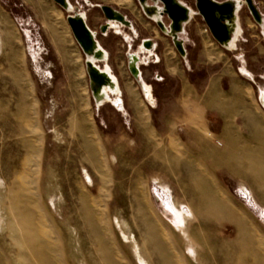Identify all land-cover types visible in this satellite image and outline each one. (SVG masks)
I'll return each mask as SVG.
<instances>
[{
    "label": "rangeland",
    "instance_id": "rangeland-1",
    "mask_svg": "<svg viewBox=\"0 0 264 264\" xmlns=\"http://www.w3.org/2000/svg\"><path fill=\"white\" fill-rule=\"evenodd\" d=\"M67 1L68 10L53 0H0L4 263L252 264L261 258L264 264V180L258 177L264 178V0H252L261 24L245 4L237 5L235 40L227 49L213 41L199 46L209 31L195 0H179L193 11L181 35L196 44L188 43V57H172L168 39L156 38L160 63L149 67L148 89L117 67L121 53L93 61L122 75L115 79L118 92L108 90L101 101L86 73L90 56L67 17L82 16L97 28L102 14L92 6H110L138 20L145 38L153 37L155 23L139 14L136 0ZM109 32L97 39L114 53L127 42L133 49L141 44L124 27ZM242 105L252 112V128ZM86 139L98 152L105 181L86 155ZM196 176L222 203L216 219L206 215L210 197ZM28 182L32 199L19 197ZM93 202L97 212L105 211L98 221ZM40 210L51 239L31 247L36 231L24 218Z\"/></svg>",
    "mask_w": 264,
    "mask_h": 264
},
{
    "label": "water",
    "instance_id": "water-1",
    "mask_svg": "<svg viewBox=\"0 0 264 264\" xmlns=\"http://www.w3.org/2000/svg\"><path fill=\"white\" fill-rule=\"evenodd\" d=\"M136 1L145 16L153 20L162 32L172 38L173 45L179 55L185 57L183 42L179 40L178 35L182 33L184 24L190 20L192 11L179 0ZM148 1H150L151 4H148ZM53 2L64 10H68L70 8L67 0H53ZM238 4H245L253 20L257 24H261V14L258 12V9L253 4L252 0H242L238 3H232L231 1L218 3L214 0H195V9L197 14L201 16L212 38L222 46L230 42L232 37L231 35L234 33L230 32L227 23L229 22L232 14H236ZM109 13L110 19L127 24L123 17L118 13L113 11H109ZM163 17L169 21L168 28L165 27L163 21L161 20ZM67 23L82 52L85 55H88L94 49V42L96 44L97 42L94 38V34L86 26L83 17L79 15L68 16ZM130 70L134 76H137L131 67ZM86 72L90 80L88 61L86 62Z\"/></svg>",
    "mask_w": 264,
    "mask_h": 264
},
{
    "label": "crops",
    "instance_id": "crops-1",
    "mask_svg": "<svg viewBox=\"0 0 264 264\" xmlns=\"http://www.w3.org/2000/svg\"><path fill=\"white\" fill-rule=\"evenodd\" d=\"M149 2L150 1H148V3ZM137 4H138V2H137ZM93 7L100 8V11H101V14H102L101 18L97 19V21H99V19L102 20L101 23L100 22L97 23L98 27L97 28L93 27L92 25H90V23H87V21L84 18L83 19H84L88 29L94 34V38H95V40L97 42V45L99 44L98 46L105 53V57H106L105 60H101V61L96 60V61L97 62H107L110 54L115 55V54L121 53L122 54V56H121L122 60H121V58H120V60H118V66L117 67H119V66L120 67H124V71L123 72L130 78L132 83H135V82L139 83L140 81H142L146 89L150 88L149 87L150 83L146 84L144 79L149 77V76H147V72L151 70L149 67L151 66L152 70L154 71L155 70V66L160 63V53L158 51L159 50L158 49L159 48V45H158L159 40H156V38L159 37L158 39H162V37H165L166 39H168L166 41V44L168 45V47H170V51H172V57H175V56L179 55V53L177 52V50L175 49V47L173 45L172 38L170 36L166 35L164 32H162L156 26V24H155V33H154L153 37L145 38L144 35H140L139 34V31L141 30V28H140L141 24H140V22L138 20H135L134 18L128 17L125 13H122V12L118 11L116 8H113V7H110V6L93 5L92 8ZM138 7H139V14L144 19H146L149 22H154L153 20H151L150 18L145 16V14L143 13V11L141 10L139 5H138ZM109 11H113V12H116L119 15H121L123 17V19L125 20V22H127V24H123V23L118 22L116 20L110 19L109 18V16H110ZM133 11H134V9H133ZM129 13L134 14L132 11H130ZM191 18H192V15H191ZM191 18H190V20H191ZM161 20L163 21V23H164V21H166V24L164 23V25H165L166 28H168L169 21L165 17L161 18ZM189 21L186 24H184L182 33H180L178 35L179 40H181L183 42V48L185 50V57H182V56L179 55V57H181L183 59L187 58L188 55H189L188 54V49H187L188 43H190L189 45H191V47L196 46L194 41H189L188 42V39H186V38L181 36V35L187 33L186 27H187V24L189 23ZM121 27H124L128 31H131L132 34H130V36L133 39H136L137 37H140L141 38V40H140L141 44L137 45V47L133 49V47H131L130 44H128V42H127V46H126L125 50H123L122 52L118 51L117 53H114L112 51V49H109L108 47H106V45L104 43H102V41L99 42L97 37H100V38L105 40V38L108 37V35H110L109 34L110 33L109 32L110 29H117V28L120 29ZM202 32H206V30H202ZM111 34L120 35V34H118V32H116L114 30H113V32H111ZM209 35H210L209 38H207L206 40H202L201 43H199L200 47H203V48L206 49V48H208V47H210L212 45L211 43L213 41L214 43H216L218 45V47H221L222 49H227L228 48V46H222L218 42H216L212 38L210 33H209ZM233 41H234V37H231V40L228 43V45L233 43ZM169 53H171V52H169ZM202 53L206 54L205 52H202ZM132 56L138 59L137 63L135 64V67H134L138 71V74H137L136 77H133L134 75L132 74V72L130 70V67H132V63H131L132 62V60H131ZM106 67L109 69V72L114 77V79H116L117 77H122L121 74L119 76L113 75V72L111 71L110 67H108V66H106ZM104 69H99V70L104 71ZM150 77H157V76H154V73H153L152 75H150ZM235 89H236V91L238 90L237 87H235ZM242 109H243V113L245 114V116H246V118L248 120L249 126L252 128V123L250 122V117H252V112L248 111L246 109V107L243 106V105H242Z\"/></svg>",
    "mask_w": 264,
    "mask_h": 264
},
{
    "label": "bare ground",
    "instance_id": "bare-ground-1",
    "mask_svg": "<svg viewBox=\"0 0 264 264\" xmlns=\"http://www.w3.org/2000/svg\"><path fill=\"white\" fill-rule=\"evenodd\" d=\"M231 2L233 3V1L231 0ZM192 11V10H191ZM193 14V11L191 12V15ZM193 16V15H192ZM154 18H155V16H154ZM227 26H228V28H229V30H230V32H236V30H237V17H236V14L234 13V14H232V16L230 17V19H229V22L227 23ZM234 40H235V37H234ZM233 44H234V41H233V43H231L230 45H228V44H224V46H228V47H232L233 46ZM99 45V44H98ZM95 42H94V49L88 54L90 57L88 58V71H89V77H90V87L92 88V90H93V93H94V95H95V98L99 101H101V99H103L104 98V96H105V94H106V92L109 90V91H111L112 93H116V92H118V88H117V86H116V81H115V79H114V77L110 74V72H109V69L106 67L105 69H104V71H101V70H99L94 64H93V61H96V60H99V61H101V60H105V53H104V51L98 46ZM131 60H132V70H133V72H135V74H138V71H137V69L136 68H134L135 67V64L137 63V61H138V59L137 58H135V57H131ZM134 63V64H133ZM87 73V72H86ZM88 75V74H87ZM145 92V91H144ZM107 96V95H106ZM110 97H111V95H110ZM109 102V101H108ZM98 103V102H97ZM263 104H264V101H263ZM102 106V105H101ZM263 107V106H262ZM121 111V110H120ZM91 140V139H90ZM92 141V140H91ZM85 146L87 147V150H86V152H87V157L90 159V161H91V163H92V166L94 167V169H96V170H98L99 171V173H101L102 175H103V178H104V181H105V179H106V175H104L103 173H104V169H103V167H102V164H101V162H100V158H99V156H98V152H97V150H96V148H95V146H93V143H91L90 141H88L87 139H86V141H85ZM37 173V170L35 169V171H34V173H33V175H35ZM258 177L260 178V179H262V180H264V178H263V176L262 175H260V174H258ZM86 179H87V182L88 183H91V180H90V178H89V176L86 174ZM195 180H196V182H198L199 184H200V190H201V192H202V194H208L209 195V199H208V201H207V204H206V206H205V211H206V215L207 216H210V217H214L215 219L220 215L219 213L220 212H222L223 210H222V203H219L218 201H217V199H216V196H215V194L216 193H214L215 191H214V189L212 188V187H210L209 185H206V179L203 177V176H200V177H198V176H196V178H195ZM30 183L28 182L27 184H25V185H23L22 184V187H20L19 189H18V193H19V197H28V199L30 198V199H32V196L30 195V193L28 192V185H29ZM209 186V187H208ZM16 188V187H15ZM18 188V187H17ZM13 191V190H12ZM11 192V191H10ZM12 193V192H11ZM10 193V194H11ZM13 193H15L14 191H13ZM10 194H9V196H10ZM17 194V193H16ZM12 196H15V194L13 195V194H11ZM217 195V194H216ZM8 196V195H7ZM86 197V196H85ZM16 198V197H15ZM13 199V198H12ZM11 200V199H10ZM10 202V201H9ZM29 203V202H28ZM31 203V202H30ZM29 203V204H30ZM97 203V202H96ZM96 203H90L89 205H90V211H91V213H92V218L94 219V221H98V219H99V213L100 212H97L98 211V209H96L97 208V206H96ZM99 203H101V204H103L104 203V198H103V194L101 195V197H100V199H99ZM12 204V203H11ZM35 204V203H34ZM225 204V203H224ZM14 205H16V204H14ZM14 205H12V206H14ZM11 206V205H10ZM15 207V206H14ZM13 207V208H14ZM33 207V206H32ZM100 207V206H99ZM10 208V207H9ZM225 208V207H224ZM14 209H17L16 207L14 208ZM226 209V208H225ZM22 210H24L23 209V207H22ZM37 210V209H36ZM15 211V210H14ZM229 211V210H228ZM23 212V211H22ZM105 213V211L103 210V211H101V213H100V216H101V214H103V213ZM24 213V212H23ZM41 210L40 211H36L35 212V214L34 215H29V217H27V219L26 218H24V217H22V218H24L25 220H27L28 221V224L32 227V229L34 228L35 229V231H36V236H33L30 232L31 231H29V233L33 236L32 237V239L30 240V238L28 237V239L30 240V245L29 244H25V245H29V246H31L32 247V245H33V243L34 242H36V241H45V242H47L48 244H49V242L48 241H50V239H51V235H50V232L49 231H47L46 230V224H45V222H44V220H43V218H42V216H41ZM17 214V213H16ZM10 215V214H9ZM16 216H18V215H16ZM15 217V216H14ZM14 217H12L13 218V220H15L14 219ZM16 220H17V218H16ZM217 221H219L218 219H217ZM23 222H24V220H23ZM17 223V222H16ZM19 224H20V221L18 222ZM22 223V222H21ZM18 225V224H17ZM22 225V224H21ZM21 225H19V226H21ZM22 226H24V225H22ZM25 228H24V232H25V230H26V226H24ZM19 228V227H18ZM236 228H238V227H236ZM20 229V228H19ZM30 229V228H29ZM23 230V229H22ZM27 231V230H26ZM240 231H241V229H240ZM19 232H21V231H19ZM237 233V232H236ZM25 234H27V232H25ZM29 235V234H28ZM24 237V236H23ZM22 237V238H23ZM31 237V236H30ZM20 238V237H19ZM25 238H26V236H25ZM35 240V241H34ZM26 242H28V241H26ZM248 242H251V241H248ZM21 243V242H20ZM157 243H158V241H157ZM24 245V244H23ZM29 246H28V249H29ZM252 246H253V248H255L254 250L255 251H259L260 250V247L259 246H257V245H255L254 243H252ZM25 247V246H24ZM248 247L250 248V246L248 245ZM26 248H27V246H26ZM3 249V248H2ZM27 249V250H28ZM51 251V250H50ZM3 252V251H2ZM22 252V251H21ZM261 253V252H260ZM3 254V253H2ZM260 259L261 258H258V259H256V260H254L253 261V263L252 264H262L261 263V261H260ZM0 264H5L4 263V260L2 259V255H1V253H0Z\"/></svg>",
    "mask_w": 264,
    "mask_h": 264
}]
</instances>
